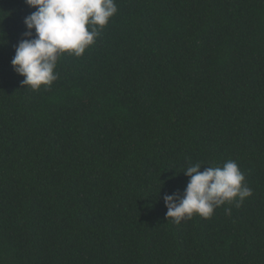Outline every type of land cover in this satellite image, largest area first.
Segmentation results:
<instances>
[{"label":"trees","instance_id":"1","mask_svg":"<svg viewBox=\"0 0 264 264\" xmlns=\"http://www.w3.org/2000/svg\"><path fill=\"white\" fill-rule=\"evenodd\" d=\"M115 3L32 90L10 61L35 9L0 0V264H264V0ZM227 160L239 207L166 218L190 163Z\"/></svg>","mask_w":264,"mask_h":264},{"label":"clouds","instance_id":"2","mask_svg":"<svg viewBox=\"0 0 264 264\" xmlns=\"http://www.w3.org/2000/svg\"><path fill=\"white\" fill-rule=\"evenodd\" d=\"M34 8L23 19L24 38L15 45L10 64L24 77L21 84L38 90L57 80L55 69L62 54L76 57L95 42L109 18L117 12L115 0H24ZM189 164L182 172L188 177L183 193L165 194L166 218L177 224L193 215L212 216L226 203L239 207L251 195L237 163L227 160L222 166ZM230 212V209H225Z\"/></svg>","mask_w":264,"mask_h":264}]
</instances>
